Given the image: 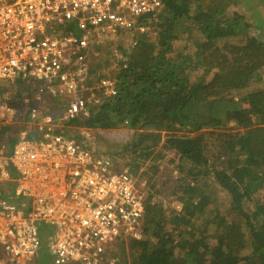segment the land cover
Segmentation results:
<instances>
[{"label":"trees","instance_id":"obj_1","mask_svg":"<svg viewBox=\"0 0 264 264\" xmlns=\"http://www.w3.org/2000/svg\"><path fill=\"white\" fill-rule=\"evenodd\" d=\"M238 4L164 0L160 14L139 20L150 34L132 32L128 50H110L98 68L91 64L93 74L114 63L118 94L68 128L79 134L127 121L131 140L105 153L136 178L150 163L145 183L139 181L146 196L144 236L120 244L131 259L116 255L118 264H264V88L257 79L264 70V14L249 21L233 10ZM45 102L44 113L64 108L57 99ZM6 141L9 152L14 140ZM160 147L181 162L176 190L183 207L171 215L150 191ZM217 190L229 204L199 226L195 219L217 201ZM42 253L36 264H48L44 247Z\"/></svg>","mask_w":264,"mask_h":264},{"label":"built area","instance_id":"obj_2","mask_svg":"<svg viewBox=\"0 0 264 264\" xmlns=\"http://www.w3.org/2000/svg\"><path fill=\"white\" fill-rule=\"evenodd\" d=\"M163 8L164 0H0V264H36L45 242L48 264H118L112 249L143 239L146 196L138 178L83 146L68 124L118 94L107 75L93 84L96 47L123 33H148L140 18ZM33 79L46 88L18 101L17 81ZM34 98L66 105L44 113ZM97 130L134 134L127 121ZM6 140H14L9 152ZM42 225L53 232L45 241Z\"/></svg>","mask_w":264,"mask_h":264},{"label":"rangeland","instance_id":"obj_3","mask_svg":"<svg viewBox=\"0 0 264 264\" xmlns=\"http://www.w3.org/2000/svg\"><path fill=\"white\" fill-rule=\"evenodd\" d=\"M239 4L237 6H234V11L239 12L240 14H245L247 19L250 21L252 17L256 13L264 14V3L262 0H238ZM151 28L148 29V33L150 34ZM255 33V30H254ZM121 37L120 40H113L112 42H106L103 45H99L96 47V52L99 54V56H95L91 59V64L95 63L96 67L98 68V63L104 58L105 56L108 55L109 57L110 54H107L108 51L111 50V55L113 50H118L120 52V47L125 48L128 50L131 46L134 44L133 36L131 33L124 34ZM124 40V41H123ZM125 50V51H126ZM111 58V56H110ZM96 59V60H95ZM110 60V59H109ZM111 64L110 67L108 68H102V69H96V73L94 74L93 78V84L95 85L98 81V74L101 76L107 75L111 78H114L112 75V70L113 68H116L114 66V63H111L112 61H109ZM263 76L261 77L262 74H260V77L258 78V81H262V84L259 87L264 88V70L262 71ZM116 81V80H115ZM17 87L20 89L18 90L20 96L26 97L30 96L31 90L34 89L36 92L40 88H46L47 83L46 82H41L37 81L35 79L31 80V82H23L20 83L17 81ZM17 96V92L15 93ZM60 105L58 106H64L66 103L60 99H57ZM102 103V102H101ZM32 106H36L38 108H42L43 110L46 109L47 105L42 98L40 101H36L35 98L32 101ZM97 105H91V107H94ZM99 106V105H98ZM86 118V117H83ZM82 122H85L86 120L82 119ZM87 127V124H85ZM70 129V133L80 142L83 146H89V147H94L95 149L99 150L100 152H107L109 149V146H116V145H123L127 143L128 141L131 140V137L127 139V136L125 133L120 134L119 132H113L110 130H105L106 132L103 133V131H98V130H92L90 133L85 134L84 136L77 133L76 130H74L72 127L68 128ZM159 154L161 155L159 159L155 162V165L157 167V172L153 177V182H151L150 186L152 187L150 191H152L155 194L156 201L164 206V209L166 210L168 215L173 214V212H181L183 203L180 200L181 194L177 192L176 187L178 186V180H180V177L183 175L179 174V166L181 165V162L179 160V157L176 155L174 151L167 150L161 147L157 150ZM113 162H118L116 160H113ZM119 163V162H118ZM149 162L147 165L142 167V169L137 173V177L139 181L144 182L146 180V176L143 174V172L146 171V168L149 166ZM152 164V163H151ZM121 166L125 167L124 163H120ZM146 186V185H145ZM147 192H148V186H146ZM218 197L215 196V199L217 198L216 202H212L213 200L210 201L209 205H206L204 207V214L200 215L201 217L195 219V222L201 226V223L205 219H211L212 221L215 219V216L219 213H224L225 208H227L229 202L227 200V196L221 192L218 191ZM180 204V208L177 207V204ZM169 228H171L169 226ZM47 229V232L45 231ZM53 234L52 230L47 227L46 225L41 226V237L43 241H45L46 237L48 235ZM46 242L44 243V249H45V254L44 256L45 259L48 258L47 256V246ZM122 246V245H121ZM121 246L118 245L114 249H112L111 255L116 258L117 257H122L123 260L124 256L127 258L129 261L131 259V253L125 249L122 250ZM41 256L43 258V253L41 251ZM50 261L52 260L51 257L49 258ZM45 261V260H44ZM119 261V259H117ZM72 264H79V263H72Z\"/></svg>","mask_w":264,"mask_h":264},{"label":"water","instance_id":"obj_4","mask_svg":"<svg viewBox=\"0 0 264 264\" xmlns=\"http://www.w3.org/2000/svg\"><path fill=\"white\" fill-rule=\"evenodd\" d=\"M260 77V75L257 76V79Z\"/></svg>","mask_w":264,"mask_h":264}]
</instances>
